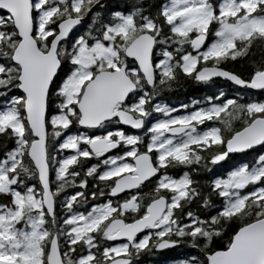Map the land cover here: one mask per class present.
Instances as JSON below:
<instances>
[{
  "label": "snow or ice",
  "instance_id": "snow-or-ice-1",
  "mask_svg": "<svg viewBox=\"0 0 264 264\" xmlns=\"http://www.w3.org/2000/svg\"><path fill=\"white\" fill-rule=\"evenodd\" d=\"M162 252L264 264V0H0V264Z\"/></svg>",
  "mask_w": 264,
  "mask_h": 264
},
{
  "label": "trees",
  "instance_id": "trees-1",
  "mask_svg": "<svg viewBox=\"0 0 264 264\" xmlns=\"http://www.w3.org/2000/svg\"><path fill=\"white\" fill-rule=\"evenodd\" d=\"M174 253H170V252H162V253H158L155 257V259L153 260L151 257H143L142 258V264H167L169 258L171 256H173Z\"/></svg>",
  "mask_w": 264,
  "mask_h": 264
},
{
  "label": "flooded vegetation",
  "instance_id": "flooded-vegetation-1",
  "mask_svg": "<svg viewBox=\"0 0 264 264\" xmlns=\"http://www.w3.org/2000/svg\"><path fill=\"white\" fill-rule=\"evenodd\" d=\"M188 93L180 92L173 94V99L176 101L186 100ZM142 264V262H141Z\"/></svg>",
  "mask_w": 264,
  "mask_h": 264
}]
</instances>
